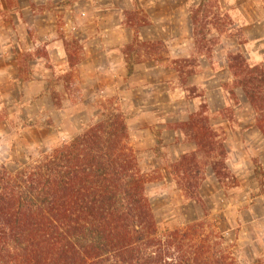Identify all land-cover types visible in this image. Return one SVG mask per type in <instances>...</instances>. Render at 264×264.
I'll list each match as a JSON object with an SVG mask.
<instances>
[{
	"label": "rangeland",
	"instance_id": "374dc122",
	"mask_svg": "<svg viewBox=\"0 0 264 264\" xmlns=\"http://www.w3.org/2000/svg\"><path fill=\"white\" fill-rule=\"evenodd\" d=\"M15 1L0 0V170L5 167L15 174L20 165L50 155L109 113L121 112L130 146L146 176L145 195L159 234L203 223L205 234L214 231L223 238L224 248L237 264H264V136L257 127L264 114L256 115L229 68L232 54L238 53L251 67L264 70V0H130L132 5L121 4L122 23L135 35L117 52H113V43L108 45V36L99 35L102 24L112 28L118 23L111 12L104 16L106 10L119 9L107 0H92L90 6L79 4L77 11L88 7L86 18L79 12L82 20L61 14V7L75 0L36 4L37 14L26 16L24 4ZM42 9L60 14L43 15ZM197 13L203 24L195 32L192 19ZM150 14L158 22L152 31L170 38L139 39V29L151 25ZM75 25L81 31L85 27L84 32L77 31ZM115 36L110 34V39ZM136 38L164 46L155 57L136 64L135 55H124ZM120 57L129 75L139 64L172 73L178 105L167 110L179 108L163 113L162 126L179 134L175 143L163 145L159 134L145 137L141 130L147 122L132 123L134 114L123 112L120 93L128 88L127 72L110 63ZM39 62L48 72L53 106L29 110V103L21 99V82L39 72ZM11 63L18 66L20 80L16 84L8 82L15 70H2ZM151 73L153 81L164 77L157 71ZM66 74L74 83L70 89L64 81ZM166 77L171 79L169 74ZM176 110L178 119L168 117ZM189 112V119L181 121ZM193 114L207 120L214 137L213 159L198 155L189 174L191 188L202 204L187 197L174 168L182 156L197 154V145L182 129ZM134 130L136 140L131 137ZM140 140H150L153 146H141Z\"/></svg>",
	"mask_w": 264,
	"mask_h": 264
},
{
	"label": "trees",
	"instance_id": "16d2710c",
	"mask_svg": "<svg viewBox=\"0 0 264 264\" xmlns=\"http://www.w3.org/2000/svg\"><path fill=\"white\" fill-rule=\"evenodd\" d=\"M198 17L192 19L195 32L202 23ZM163 46L136 38L124 55H135L137 64ZM229 68L256 115L264 114V70L238 53ZM64 78L70 89L72 76ZM257 127L264 136V115ZM182 129L197 154L182 156L175 174L187 197L202 204L189 174L198 155L213 159V133L198 114ZM129 139L123 113L111 112L70 144L20 165L15 174L3 167L0 264H237L223 238L214 231L205 234L203 223L159 234L145 195L146 176Z\"/></svg>",
	"mask_w": 264,
	"mask_h": 264
},
{
	"label": "crops",
	"instance_id": "0c3cea01",
	"mask_svg": "<svg viewBox=\"0 0 264 264\" xmlns=\"http://www.w3.org/2000/svg\"><path fill=\"white\" fill-rule=\"evenodd\" d=\"M48 1L49 0H16L15 2L19 4H24L25 9H23L22 7L23 9L22 11L25 12V16H26L30 14H37V12H35L34 5L36 4L43 5L47 3ZM91 1L92 0H75V2H73L71 5L66 6V7H61V8H64L63 11H61V14H65L64 15L65 17L69 16L71 19L73 17L74 18L76 17L77 20H82L83 19L81 18L82 15L85 18L87 17L86 11L88 7L84 9V11H81L82 9L77 11V6L83 3H85L86 6H90V4H92ZM126 3H129V4L131 3L132 5V2L130 0H107V4L118 6L119 9L104 11L105 12L104 16H108L109 13L111 12V15L112 14L115 15L118 20V23L114 24V27L112 28H110L107 24H106L107 26L104 27L103 24L101 23L102 24L101 28H103V30L99 33V35L101 36H108L109 38V41H107L108 45L113 43V47L115 48L113 52H117L118 47H121L133 41V38L135 35V32L133 30H131L130 28H126L125 26H123V23H122L121 14L123 12V9L121 7V4L125 5ZM5 8L8 9V7H5ZM58 9L59 8H56L57 11ZM42 11H43L42 12L43 15H47L51 17H53L54 15L57 17L58 14H60L58 12L53 13V12H50L44 9H42ZM79 12H84V13H82V15H79ZM42 17H45V16H42ZM150 17H151L150 18L151 25L148 26V28L139 29L138 31L139 39L146 40V41L148 40L155 41V40H161V39L165 40L166 38L167 39L170 38L169 34H167V36L163 38V37H160V33L152 31V29H155V24H157L158 22H155V19L153 18L152 14H150ZM163 18L167 20L166 18L168 17L163 16ZM84 28H83V31H81L82 28H80L79 26L75 27L77 31H81V32H84L85 30ZM110 34L111 35L115 34L116 35L115 38L110 39ZM105 42L106 41L104 39L101 42L102 49L105 48L103 47V44L105 45ZM31 46L33 47L32 50L36 49V47H34L33 45ZM172 52L173 51L170 52L171 56H172ZM92 60L93 59H89L87 61L92 62ZM110 63L112 65L117 64L119 70H122L123 72H127L125 77H127L126 83L128 84V88L127 90H124L122 93H120V96L122 99V108L124 109L123 112L126 115H130V113L134 114V116H132V120L130 121L132 123L136 122L139 125L140 124L145 125V123L147 122L145 127L142 128L141 130V133H144L145 137L147 138H149L148 136L153 138L154 134H159L160 136L158 135V137L163 142V145L167 143L168 144L175 143V138L176 137L179 138V134L175 130H171V129L165 130L163 129V126H162L164 122L162 120V117H164L163 113L168 112L170 110L174 111V109L179 108V107H175L173 109L167 110V108L178 105L176 100H174L175 93H177V90L176 88H174L173 81L175 79L173 78L172 73L169 71L167 72L166 70L165 73L163 74L162 71L155 69V68H151L149 64H139V65L134 66L132 74L129 75L122 57H120L117 60V62L110 61ZM38 67L39 68L41 67V68L39 69V72H37V74H35L34 76H31L30 79H26L21 82L23 83L22 90H21V96H22L21 99L25 101V103L27 104L29 103V105L27 106V109L29 110L34 109V108H37L39 110L42 105H45L48 107L51 104L53 106V103L51 101V96L48 91V79H49L48 72L47 70H45L44 65L41 64L40 62L38 63ZM10 69L15 70V76L9 77L10 79L8 80V82L16 84L20 80V77H18V72H17V69H18L17 64L11 63L5 66L2 70H5L6 73H8V70ZM154 71L160 72L159 76H164V77H160V79L158 78L156 81H153L152 80L153 73L151 72H154ZM166 74H169V77H171V79H168V77H166ZM169 80H172V81L169 82ZM156 83H159V84L155 85ZM175 112H176L175 114L169 115L168 117H171L172 119L174 118L178 119L179 115L177 114V110ZM191 113L192 112H189L187 116L182 117L181 121H187ZM158 129H160L161 132L158 131L154 133L155 130H158ZM135 131L136 130H134L131 133V137L133 140H136L138 137L137 132ZM170 139H172L173 141L169 142L168 140ZM133 144H134V141H133ZM139 144L145 147L149 146L150 144L151 146H153L150 140L149 141L140 140ZM135 145L138 146L137 144Z\"/></svg>",
	"mask_w": 264,
	"mask_h": 264
}]
</instances>
